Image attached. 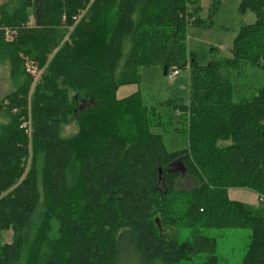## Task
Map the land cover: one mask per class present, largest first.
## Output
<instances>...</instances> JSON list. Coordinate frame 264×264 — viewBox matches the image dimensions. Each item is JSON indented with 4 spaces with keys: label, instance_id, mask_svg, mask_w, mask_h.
Here are the masks:
<instances>
[{
    "label": "trees",
    "instance_id": "trees-1",
    "mask_svg": "<svg viewBox=\"0 0 264 264\" xmlns=\"http://www.w3.org/2000/svg\"><path fill=\"white\" fill-rule=\"evenodd\" d=\"M12 2L0 5V57L18 83L1 100L0 264H179L201 252L193 264H221L216 237L202 233L213 228L250 229L242 264H264V83L252 94L235 83L248 64L264 70V0H241L255 22L231 57L206 65L188 31L212 25L221 0L209 19L201 0ZM143 66L189 69L190 99L175 103L181 149L156 131L168 122L156 106L117 97ZM71 122L78 131L63 135ZM230 188L254 190L259 204Z\"/></svg>",
    "mask_w": 264,
    "mask_h": 264
},
{
    "label": "rangeland",
    "instance_id": "rangeland-1",
    "mask_svg": "<svg viewBox=\"0 0 264 264\" xmlns=\"http://www.w3.org/2000/svg\"><path fill=\"white\" fill-rule=\"evenodd\" d=\"M17 0H0V5ZM12 2V3H14ZM213 0H201L200 17L209 19ZM241 0H221L219 10L213 17L210 26H191L188 31V46L195 52L198 62L208 64L212 59H225L232 55L234 40L241 27L251 24L256 20L253 10L242 12ZM33 22H30V25ZM10 32V31H9ZM6 39H12L10 33ZM8 41H13L8 40ZM242 76L235 79L239 86L251 88L250 94L264 83V70L257 66L246 65L242 69ZM173 72L165 74L161 66H143L141 68V80L139 83L122 85L117 91L118 98H126L133 94H140L143 101L149 107H157L162 115L166 127L156 129L163 134L167 147L170 150L181 149L187 145L185 133L177 130L182 125L178 122V112L175 103L188 102L189 96V69H181L180 74L174 79L170 78ZM18 85L16 79L11 76L10 61L0 57V106L4 96L13 91ZM81 102V101H80ZM94 101H87L79 105L80 110L90 106ZM171 104V105H169ZM2 107V106H1ZM0 107V129L3 124L9 122V117L4 108ZM78 131L75 123L71 122L63 128V135H72ZM194 185L189 179H181L179 186L190 188ZM229 197L242 201L249 205L259 204L257 192L247 188H230ZM161 231V230H160ZM162 234L176 236L180 241L192 238V230L189 228L166 227ZM202 233L216 237L218 241L216 255L221 264H242L250 242V229L225 228L202 229ZM12 233L4 234V241L11 240ZM207 253L201 252L190 259L182 260L179 264H193L205 260ZM125 260V257L122 258Z\"/></svg>",
    "mask_w": 264,
    "mask_h": 264
},
{
    "label": "built area",
    "instance_id": "built-area-1",
    "mask_svg": "<svg viewBox=\"0 0 264 264\" xmlns=\"http://www.w3.org/2000/svg\"><path fill=\"white\" fill-rule=\"evenodd\" d=\"M7 34H9V32ZM11 38L13 39L12 36ZM12 39H8V40H12ZM27 65H28L29 70L35 75V79L37 80L40 77L42 70H39L35 64H32L30 62ZM179 73H180L179 70H173V72L170 74V78L174 79L177 75H179Z\"/></svg>",
    "mask_w": 264,
    "mask_h": 264
},
{
    "label": "water",
    "instance_id": "water-1",
    "mask_svg": "<svg viewBox=\"0 0 264 264\" xmlns=\"http://www.w3.org/2000/svg\"><path fill=\"white\" fill-rule=\"evenodd\" d=\"M160 172H162V170H160Z\"/></svg>",
    "mask_w": 264,
    "mask_h": 264
},
{
    "label": "crops",
    "instance_id": "crops-1",
    "mask_svg": "<svg viewBox=\"0 0 264 264\" xmlns=\"http://www.w3.org/2000/svg\"><path fill=\"white\" fill-rule=\"evenodd\" d=\"M180 74V73H179Z\"/></svg>",
    "mask_w": 264,
    "mask_h": 264
}]
</instances>
